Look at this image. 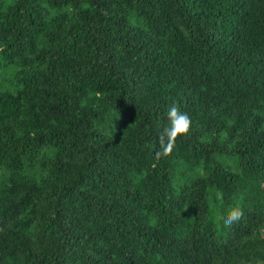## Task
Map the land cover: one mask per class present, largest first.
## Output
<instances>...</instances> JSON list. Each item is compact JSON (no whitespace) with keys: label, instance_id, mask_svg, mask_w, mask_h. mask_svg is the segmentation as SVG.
Wrapping results in <instances>:
<instances>
[{"label":"trees","instance_id":"16d2710c","mask_svg":"<svg viewBox=\"0 0 264 264\" xmlns=\"http://www.w3.org/2000/svg\"><path fill=\"white\" fill-rule=\"evenodd\" d=\"M0 264H264V0H0Z\"/></svg>","mask_w":264,"mask_h":264},{"label":"clouds","instance_id":"9594fccd","mask_svg":"<svg viewBox=\"0 0 264 264\" xmlns=\"http://www.w3.org/2000/svg\"><path fill=\"white\" fill-rule=\"evenodd\" d=\"M167 118L169 120V126L164 129L169 140L174 141L177 136L181 134H187L191 127V119L187 113H183L180 109L173 105L167 113ZM243 215L242 210L236 208L232 210L227 218V223H232L240 219Z\"/></svg>","mask_w":264,"mask_h":264}]
</instances>
